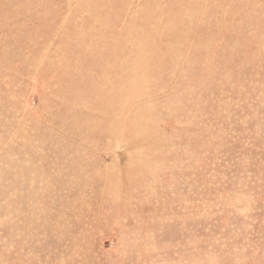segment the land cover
<instances>
[{
	"label": "rangeland",
	"instance_id": "374dc122",
	"mask_svg": "<svg viewBox=\"0 0 264 264\" xmlns=\"http://www.w3.org/2000/svg\"><path fill=\"white\" fill-rule=\"evenodd\" d=\"M0 264H264V0H0Z\"/></svg>",
	"mask_w": 264,
	"mask_h": 264
}]
</instances>
